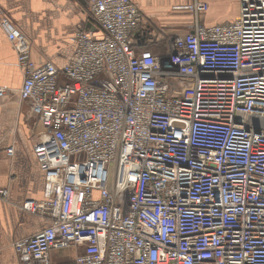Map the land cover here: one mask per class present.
<instances>
[{
    "label": "built area",
    "instance_id": "obj_1",
    "mask_svg": "<svg viewBox=\"0 0 264 264\" xmlns=\"http://www.w3.org/2000/svg\"><path fill=\"white\" fill-rule=\"evenodd\" d=\"M174 8L193 20L163 53L141 45L135 0H88L94 27L62 66L18 48L22 85L0 99L30 103L45 183L23 203L43 227L14 240L17 264L70 246L77 264H264V0L216 23L205 0ZM0 27L27 40L1 5Z\"/></svg>",
    "mask_w": 264,
    "mask_h": 264
},
{
    "label": "crops",
    "instance_id": "obj_2",
    "mask_svg": "<svg viewBox=\"0 0 264 264\" xmlns=\"http://www.w3.org/2000/svg\"><path fill=\"white\" fill-rule=\"evenodd\" d=\"M84 1L0 0L1 7L27 36L26 41L14 45L0 27V86L20 88L24 77L17 65V51L29 43H32V57L38 63L53 60L62 66L67 62L74 51L78 29L94 27ZM135 1L144 15L146 36L141 45L155 53H161L157 50L162 34H182L193 20L190 13L174 8L175 4L193 0ZM205 1L209 2L210 9L201 18L207 23L232 20L240 10V0ZM31 124L28 101H21L16 92L0 99V188L8 190L6 199L0 196V264H17L14 240L43 227L39 214L23 208L26 200H40L44 194V172L33 156L31 145L32 139L35 143L38 138V123L34 134ZM12 144L15 152L9 154L7 148ZM82 252L83 246L54 248L50 253L51 264H77L76 256Z\"/></svg>",
    "mask_w": 264,
    "mask_h": 264
},
{
    "label": "rangeland",
    "instance_id": "obj_3",
    "mask_svg": "<svg viewBox=\"0 0 264 264\" xmlns=\"http://www.w3.org/2000/svg\"><path fill=\"white\" fill-rule=\"evenodd\" d=\"M83 5L85 8H86V6H88L87 0L84 1ZM181 11H183V10H181ZM86 12H87V8H86ZM178 12H180V11L178 10ZM88 15H89V13H88ZM167 36H170V35L162 34V40H161V42H159V46H158L159 49L157 51L162 53V52H166L168 50V46H167V42H166ZM12 90L16 91V88H12ZM30 114H31V123H32L31 124L32 125L31 126V133L34 134V132L36 131V126H37V118L35 115H33L31 113V108H30ZM33 144H34V140L32 139L31 145L33 146Z\"/></svg>",
    "mask_w": 264,
    "mask_h": 264
}]
</instances>
